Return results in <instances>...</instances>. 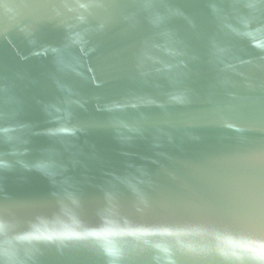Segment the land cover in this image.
<instances>
[{"label": "water", "instance_id": "95a60500", "mask_svg": "<svg viewBox=\"0 0 264 264\" xmlns=\"http://www.w3.org/2000/svg\"><path fill=\"white\" fill-rule=\"evenodd\" d=\"M0 264H264V0H0Z\"/></svg>", "mask_w": 264, "mask_h": 264}]
</instances>
